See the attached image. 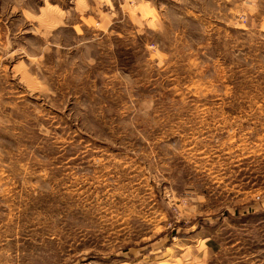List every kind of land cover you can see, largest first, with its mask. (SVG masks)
Here are the masks:
<instances>
[{"label": "rangeland", "instance_id": "1", "mask_svg": "<svg viewBox=\"0 0 264 264\" xmlns=\"http://www.w3.org/2000/svg\"><path fill=\"white\" fill-rule=\"evenodd\" d=\"M0 264H264V0H0Z\"/></svg>", "mask_w": 264, "mask_h": 264}]
</instances>
